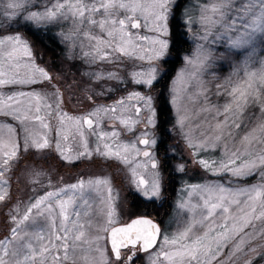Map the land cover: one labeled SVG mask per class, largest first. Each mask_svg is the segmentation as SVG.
Here are the masks:
<instances>
[{"label":"snow or ice","instance_id":"6c2138e0","mask_svg":"<svg viewBox=\"0 0 264 264\" xmlns=\"http://www.w3.org/2000/svg\"><path fill=\"white\" fill-rule=\"evenodd\" d=\"M39 3L40 0H7L2 12L9 21L7 27L11 28L14 22L27 30L29 26L39 27L71 20L77 34L94 41V50L83 53L89 58L88 63L122 65L125 60H140L149 64L147 69L132 71L127 80L118 72L107 75L94 73L91 78L97 82L107 79L117 84L131 83L150 92L159 80L168 75L163 69L172 62L170 45L162 37L169 34L168 21L175 18V9L179 7L176 0H55L43 5L42 9L38 7ZM200 22L204 34L197 38L205 43L197 44L194 53L184 57L185 63L194 65L197 70L188 73L182 69L172 81L171 103L179 117L177 124L182 130L185 128L187 117L179 115L183 93L192 81L200 82L199 94H203L208 104L201 109L208 113L201 122L215 121V124L209 123L207 131L201 133L203 139L199 141L193 142L192 137L185 134L193 155L213 175L228 174L237 179L259 176L260 182L236 188L222 183L190 185L188 195H199L202 203L181 201L178 204L179 210L191 212L192 216L183 220L176 232L164 233L152 220L137 218L125 227L111 229L110 253L106 246L102 248L99 244L101 240L108 239L101 235L108 232L107 227L101 226L94 238L89 237L85 224L78 219L80 212L75 213L77 219L70 221L68 207L73 203L72 197L66 200L60 198L61 191L66 189L45 191L29 197L22 216L18 212H9L11 227L9 236L0 240V264H50L49 257L52 264H59L61 252L64 261L71 259L72 264H78L79 259L84 264H135L139 252H148L150 257H155L151 264H160L161 261L167 264H237L241 255L244 257L243 264L264 260V242L253 243L258 237L264 239V0H209L201 6ZM192 24L193 19L188 16L185 26L191 30ZM85 26L98 29L99 34L83 31ZM0 27L5 25L0 24ZM134 29H145L157 35H141L139 31L133 32ZM211 36H215V39L210 40ZM222 39L225 40V50L220 52L213 46ZM258 49L261 50L260 59H257ZM0 55L4 57L3 64H0V86L32 85L44 81L51 83L52 77L35 64L31 45L19 31L0 37ZM23 57H27V63ZM217 60L229 63L233 68L223 83L216 84L215 95L224 98L223 105L213 104L208 90L203 87L202 77L216 66ZM257 63L259 70L253 67ZM21 68L27 69L30 74L21 75ZM53 87L55 92L52 95L56 97L54 104L35 90L6 96L0 94V114L10 116L19 123V127L0 125L9 134L7 142L0 141V177L18 167L21 153L51 149L52 142L47 132H34L28 127V124L39 122L41 128L51 130V124L41 115L42 108L46 110L47 117L59 122L60 126L55 130V150L61 160L69 163L73 159L91 160L95 154L104 160L114 159L129 165V156L132 153L140 154L141 150L135 143L118 142L115 147L107 143L106 138L118 139L120 133L115 129L103 131L100 117L111 113L113 120H118L131 132L136 124L142 122L139 117L146 110V124L154 127L155 109L150 94L134 89L112 105L97 104L86 116L74 118L62 110L63 93L59 87ZM110 91L111 87H106L99 95H106ZM88 99L96 103L94 95H89ZM32 100L36 101L35 106ZM132 101L135 103H130ZM129 107L135 109L134 120L125 119L121 112ZM65 121L73 125L74 130L70 135L65 133ZM195 127H199V122ZM213 131L217 133L214 136L211 135ZM86 133L105 141L103 150L99 145L91 149ZM148 135L147 131L142 133L144 138H140L139 143L146 147L154 146L157 141L149 140ZM75 136L80 137L83 151L72 157L67 154L61 139L68 141ZM221 145L224 158L206 160L199 157L200 151H215ZM143 156L151 163L152 169L157 170L154 172L155 178L151 182L143 177L136 180L133 168V183L143 196L150 199L160 197L162 182L158 162L149 151H143ZM178 170L183 171V165H179ZM27 171L30 177L45 175L42 169L34 166ZM30 182H39L43 187L42 180ZM87 185L90 191H98L99 186L108 185L107 196L102 200L107 204V223L112 224L118 194L113 193L107 180L88 181ZM70 188L83 190L85 182L81 180ZM5 199L6 194H0V202ZM88 227H92L90 222ZM94 253L99 255V262Z\"/></svg>","mask_w":264,"mask_h":264},{"label":"rangeland","instance_id":"374dc122","mask_svg":"<svg viewBox=\"0 0 264 264\" xmlns=\"http://www.w3.org/2000/svg\"><path fill=\"white\" fill-rule=\"evenodd\" d=\"M180 0H176V3H178ZM45 1H42L41 3V9L43 7ZM50 3L53 2V0H49ZM209 0H189V2L183 6L181 4L180 8L178 9L177 13H180L181 21L185 23V20L188 18V16H191L193 19V24L191 26V30L184 25L183 30L186 32L185 36V44L187 45V51L186 52H181L180 56H178V63L176 66L171 67V72L169 76L166 78V89H167V115H168V121H169V127H168V132H169V144L166 146L165 150L169 152L170 157L172 160H170L169 164L170 167L172 168V176H173V181H178L177 185V190L174 193L173 197L171 196V193L168 197H166L165 200H169V203H172V211L166 216L164 219V226L162 229V232L167 233V234H172L177 231L178 226L182 225L183 220L188 219L192 216L191 212L187 211H181L178 209V204L181 201H186L189 204L193 203H202L200 200L199 195L193 194L191 197L188 195V193L191 191L190 185L194 184H224L225 186L229 187H248L251 186L248 183L249 179H237L235 177H231L228 174H223V175H213L212 172L206 171L199 163H198V157H195L193 155V150L188 146V141L185 139V134L189 135L192 137L193 142L199 141L203 139L201 136L202 132L207 131L209 128V123L215 124V121H210L208 123H203L201 122L203 117L207 116L208 113H204L201 111L202 108L207 107L208 104L207 102L204 101L203 94L200 93V82L198 81H192V83L187 87V91L183 93V99L180 102V113L179 115L187 117L185 120V128L182 130L178 124V114L176 111V108L172 105L171 99H172V81L175 79L177 76V73L180 72L182 69L186 70L188 73H194L196 72V67L194 65H188L185 63L184 57L185 56H191L196 48L197 44L200 43H205L204 41L198 39L197 37L203 35V28L201 27V22H200V11H201V6L203 4L208 3ZM68 23L64 24V29L68 30L69 32L63 31V35L66 33L72 34L74 33V36H69L66 34V37L68 39H64L65 36L62 37L63 40H67L73 45L72 38L74 39V42L77 40L78 42V47L79 51L78 53L80 55H83L84 51H93V44L94 41H90L86 39L82 34L78 36V34L74 31L73 28V23L71 20L65 21L62 23ZM60 24H56L57 26H60ZM169 24V21H168ZM15 25V24H14ZM16 29H18V26L16 25ZM169 27V26H168ZM1 29V28H0ZM6 31V30H2ZM18 31V30H16ZM83 31H92L96 34H99V30L93 28L92 26H85L83 28ZM133 32L139 31L141 35H146V36H156L157 34L154 32L146 31L145 29H139V30H132ZM14 31L11 30L10 33H1L0 32V37H3L8 34H14ZM21 33V31H19ZM16 33V32H15ZM81 38V40L79 39ZM163 39L168 40V35L165 37H162ZM210 40L215 39V36L209 37ZM226 39V37H225ZM225 43V40L222 39L220 41H217V43L213 46L215 47L218 51L222 52L224 51L223 44ZM76 44V43H75ZM84 50V51H83ZM88 51V52H89ZM78 54V55H79ZM261 58V50L258 49L257 51V59ZM89 58H85L83 66L87 62ZM4 57L3 55H0V64H3ZM23 61L26 63L27 62V57H23ZM35 64L38 65L40 68L43 69H51L56 68V70L51 71L50 76L52 77L51 83L48 81H44L43 83H36L32 84L33 86L35 85V88L32 85H3L0 86V94L2 95H7L10 93L14 92H19V91H30V90H35L36 92L40 93L41 96H47L48 102L50 103H55L56 97L52 95V93L55 92V88L53 85L59 87L60 91L63 93V106L62 110L66 113H68L72 117H83L86 116L90 111H92L97 104L100 105H112L115 101L121 99L122 97H126L129 92L133 91L134 89H139L143 91L146 94H150L153 98L156 96L155 89H152L150 92H148L147 89H142L140 86H136L134 84L128 83L127 85L125 84H117L115 81L112 80H101L97 82L96 80L92 78H87L84 80L78 79L75 80V84L73 81L69 80V83H66V79H75V76L70 74V71L72 68H75V65L70 64V62H73L74 59H72L69 56H60L58 57L57 60H53V62L50 59L47 58H40L36 59L34 57ZM69 63V64H67ZM90 64V63H88ZM93 65V71L94 73H103L107 75L109 72H118L122 77H124L126 80L129 79V74L132 71H139L141 68L147 69L149 67V64L146 61H140V60H135V61H127L125 60L124 63L121 64H114V63H108V62H97V63H91ZM135 65V67H134ZM253 67L256 70H259V63L253 65ZM87 68L91 69V66L89 65ZM78 69V68H77ZM20 70H24V68H21ZM233 71L232 66L229 63H226L223 60H217L216 61V66L210 70L209 73H205L204 76L202 77L203 79V87L208 90V95L211 97V102L213 104L219 103L220 105H223L224 103V98L223 97H217L215 95L216 93V84L217 82L223 83L225 78H227ZM26 73V70L23 71ZM93 73V74H94ZM11 75V73H9ZM38 76V74H37ZM106 87H111L112 91L108 92L106 95H99L100 92L104 91ZM177 87L179 88L180 85L178 84ZM125 88V89H124ZM77 89L81 90H86L88 95H94L96 97V103L94 104L91 100L88 99L84 94L78 93ZM124 89L123 92L121 90ZM108 98V99H107ZM27 101V98H24ZM31 103L33 106H35L36 101L32 100ZM130 103H135V101H132ZM156 104V103H155ZM45 117L46 115V110L42 108L41 111ZM123 116L125 119L131 118V119H136L135 116V109L134 108H126L121 110ZM214 112V110H213ZM148 113L147 111H142L140 114L139 119L142 121L139 124L135 125L134 131H128L127 128L121 126L118 122V120H113L112 119V114L108 113L107 115H102L100 117V123H101V129L103 131H112L113 129L117 130L120 135L117 138H106V142L109 144H112L114 147L118 142H123V143H135L137 148L140 149V154L144 150L148 149H153V146L149 147H141V144L139 143L140 138L142 137V133L145 131L148 132V139L152 140L153 139V133L151 131V127L146 124V119H147ZM53 118V117H51ZM55 119V118H53ZM57 120V119H56ZM199 122V127H195V125ZM54 125H58L59 127V122L58 121H53ZM3 124H11L15 127H19V123L16 120H13L10 116L2 115L0 114V125ZM71 122L70 121H65V124L63 125L65 129V133H69L71 130ZM39 122H36L35 124H28V127L34 131V132H47L48 136L54 132L53 127L51 130L43 129L40 127ZM142 126V130L138 133L136 129ZM37 127V128H36ZM56 127V128H57ZM56 130V129H55ZM130 134L131 137L127 138V135ZM217 133L213 131L211 135H216ZM87 139L89 138L88 136H91L86 133ZM95 137V136H92ZM15 139V137H12ZM9 139V134L7 132L6 128H0V141L7 142ZM77 139V141L75 140ZM53 142H55V139L53 138ZM22 143V141H21ZM62 145L65 146L67 154L75 157V154L73 152L69 151V147L72 146L73 144L79 143L82 146V142L79 136H75L72 138V140L68 141H61ZM105 141H99L98 138L96 137L94 139V143L91 149H95L97 145L101 147L103 150ZM83 147V146H82ZM83 151V149H81ZM223 145H221L219 148H217L215 151L212 149H209L208 151H200L199 157L204 158L206 160H220L224 158L223 156ZM153 153V152H152ZM21 154H26V153H21ZM139 155H136L135 153H132V155L129 156V160L131 161V164L125 165L120 163L117 160H104L103 158L96 156L94 154L93 159L88 160V159H73V161H76L73 165L79 167V168H87L88 173L85 174L81 180L85 182V188L83 190L77 188V189H71L70 187H64V186H58L59 190L66 189V191H61V199H68L69 197H72L73 203L69 205L68 207V212L70 214V221L73 219H77L75 216V213L78 211L80 212V216L78 219L80 220L81 223L85 224V232L89 237L94 238L97 229L100 228L101 226L110 228V226L117 224V222H124L127 218L134 216V214L138 212H134L132 210V204L128 201V199L125 196V193H129L135 197H138L140 201L142 202H155L157 197L153 198H148L143 196L141 193H139L136 190V187L133 183V174H132V169L134 168L136 171V176L135 179L139 180L141 177H143L146 181L151 182L155 177H154V172L157 170L152 169L150 165L148 164L149 161L147 158H141ZM37 156L41 154H36ZM0 158H2V152H0ZM60 159V158H59ZM43 160H48L51 162L50 166L55 167V163L58 162L59 164L61 163H67L71 164L68 161L64 160H57L55 158L47 157L43 158ZM78 161H83V163L80 165ZM21 162V161H20ZM19 162V164H20ZM61 162V163H60ZM158 162V161H157ZM72 164L68 167H72L70 169V172H72L76 167L72 166ZM37 165V163H35ZM139 165V166H137ZM183 165L184 170L179 171L178 166ZM39 166V165H37ZM38 169V167H36ZM13 169L10 171L6 172L3 177H0V194H6L7 197V192L9 190H12L11 196L14 195V193L19 191L20 188V195L17 197V201L21 202L24 205V208L22 212L20 213V216L24 214L26 204L28 202L29 197L31 196H36V195H41L43 194L46 189L41 187L40 183H31L30 180H42L43 185L46 184L45 186L47 187L48 184L54 182L53 178H48L46 180L44 176L40 177H35V176H29V172L27 171L28 168H25L24 171V166L19 170V174L21 173L22 176L20 179H8L7 174L9 172H12ZM44 170V169H42ZM158 170L160 172V168L158 166ZM24 171V173H23ZM14 174V172H12ZM62 175V184L63 182L64 185H78L79 182L81 181L79 178V175ZM15 176V175H14ZM161 177V182H162V189L165 187L166 183L163 181L165 176L164 174L160 173ZM97 179L100 180H107L109 181V184L113 190L114 194H118V198L115 200V214L113 216L114 222L112 224H108L107 220V204L104 200H102V197L107 196V187L108 185H101L99 186L98 191H90L88 189L87 182L88 181H95ZM6 180L7 183H3V181ZM66 180V181H65ZM18 183H21L20 187H18ZM58 184V183H56ZM22 187V188H21ZM27 187L29 190L23 188ZM64 187V188H63ZM35 189V191H33ZM163 190L161 196H167ZM164 199V198H161ZM87 200L88 203L85 204L84 201ZM157 200V202H159ZM18 212L17 207L15 206L14 213L16 214ZM179 212V214H178ZM87 213V215H85ZM142 214V213H140ZM3 216H5L2 213ZM89 222L91 223L92 227L89 228ZM59 223V221H58ZM10 226V225H9ZM68 226H71V223L69 222ZM8 228L5 229V224L3 223L0 225V234L2 233V237L0 240H4L6 237L9 236V231L7 230ZM6 233V234H5ZM101 235H104L102 232ZM100 246L102 247V240L99 242ZM84 247H88L87 245H84ZM0 255H2V250H0ZM54 255V254H53ZM143 259V262L145 264H151L152 259H155V257H150L149 253L145 255L140 256ZM242 255L240 257V260L237 262L239 264L242 260ZM244 258V257H243ZM50 264H52L51 257H49ZM65 261L63 259V254L61 252V259L59 264H63ZM39 264V262H37ZM160 264H167L165 261H161Z\"/></svg>","mask_w":264,"mask_h":264},{"label":"trees","instance_id":"16d2710c","mask_svg":"<svg viewBox=\"0 0 264 264\" xmlns=\"http://www.w3.org/2000/svg\"><path fill=\"white\" fill-rule=\"evenodd\" d=\"M42 1H45L43 5L51 4L49 2V0H40L38 7H41ZM6 2H7V0H0V24L5 25V27H0L1 33H10L11 30L14 31L13 33L17 32L16 30L21 31V34L23 35V37L30 43L31 50L33 52V57H35L36 59H40L42 57V58L50 59L53 62V60H57L58 57L63 56L65 54H67L69 57L74 59V61L71 63L73 65H75V68L71 69L70 74L75 76V79H66L65 80L66 83H69V80H71L75 84V80L82 79L85 82V79L91 78L92 74L94 73L93 68H92L93 65L88 64V62H86L85 65H87V66H83V64H84L83 60L86 57L84 55H80L78 53L79 48L77 51V45L75 44L74 39L73 38L71 39L73 42V45L70 42H68L67 40L62 39L63 32L61 31V29H62L64 24H68L67 22L62 23L59 27H57L56 24H45V25H40L39 27L29 26L27 28V30H25L23 26H20V27H18V29H16L17 28L16 24L14 22H12V27L8 28L7 24L9 23V21L6 20L4 15L2 14L3 5ZM54 2H55V0H53L52 3H54ZM188 2H189V0H180L178 2L179 7L175 9V13H174L175 18L169 19L168 41H169V45H170V56L172 57L170 59H172L171 60L172 62L165 65L166 69L164 71H167V73H168L167 77L169 76V74L171 72V67L177 65L178 56H180V53L182 51L186 52L188 49L187 45L185 44L186 32L183 30L185 23L180 20L181 19L180 13H177L181 4H183V6L185 7V5ZM74 27L75 26L73 25V28ZM2 30H6V31H2ZM66 34H68L69 36H74V33H72V34L66 33ZM66 34H65V36H66ZM84 52H88V51H84ZM67 64H69V63H67ZM89 65L91 66V69L87 68ZM53 70H56V68L51 69V71H53ZM166 78L159 80L153 88V89H155V92H156V96H155V98H153V107L155 109V117H154L155 126L151 127V131L153 133L152 134L154 137L153 139H155L157 141V143L155 144L157 146V149H155L157 153L160 152V146L161 145L163 147H166L169 144L168 143L169 121H168V115H167L168 103H167V98H166V94H167V89H166V85H167L166 80L167 79ZM33 87L35 88V85ZM124 89H122L121 92H123ZM77 92L84 94L86 97H89L86 90L77 89ZM48 98L49 97H47V99ZM42 114L43 113L41 112V115ZM53 121H58V120L53 119L51 117H46V122H49L51 124V126L53 127V131H54L48 136V138L52 142L51 143V149H45L42 152H37L36 150H32L31 152H27L26 154H21L20 164L18 165V167L13 168L12 172H14V174L12 172H9L7 174L8 179H15V178L20 179L22 174L21 173L19 174V170L23 166H24V171H25V168L29 169L30 167L34 166L35 168L38 167V169H44L43 171H44L45 175H43V176L46 180H48V178L54 179V182L48 184L47 187L45 186L46 184H44L43 188H45L46 191H58L59 190L58 186H64V187L69 188L72 184L71 183L69 185H64L65 182H63V184H62V181H61L62 175H66L65 173H67V175H79L80 180L85 174L88 173L87 168H79V167L73 165L76 161H72V163H73V164L71 163L72 166H75L76 168L72 172H70V169H72V167H70V168H68V167L71 164L61 163V162H60L61 164H59L58 162H56L54 164L55 167H51L50 166L51 162H49L48 160H43V158H45V156L60 160L59 155L57 154V152L55 150V142H53V138L56 140L55 129L58 125H54ZM38 127H40V126H38ZM71 127H72L71 130H74L73 125H71ZM136 130L139 133L140 130H142V126ZM71 132L72 131H69V133H71ZM88 137H89L88 138L89 147L92 148L93 143H94V139L96 137H92V136H88ZM129 137H131L130 134L127 135V138H129ZM69 140L71 141L72 138H70ZM75 140L77 141V139H75ZM61 141H63V139H61ZM64 148H65V146H64ZM81 149H83V147L79 143L73 144L72 146L69 147V151L73 152L75 154V156L77 153L81 152ZM36 154H41V155L37 156ZM162 155L164 156L162 159V164H163V168H164L163 169L164 171L161 170L162 174H164V176H166L168 173H170L168 175V177H169L170 183L172 184L173 183L172 168L170 167V164H169L170 160H172V159H171L168 151H164L162 153ZM79 160H81V159H79ZM35 163H37V165H39V166L35 165ZM78 163L81 165L83 163V161H78ZM24 171H23V173H24ZM248 179H249V181L247 184H249V185H255V184H258L260 182L259 176L249 177ZM56 183H58V184H56ZM17 185H18V187H20L21 183H18ZM23 188L29 190L27 187H23ZM11 192H12V190H9L7 192L6 199L3 202H0V225H2L4 223L5 229L8 228L7 229L8 231L11 227V225L9 223V217H8L9 212L12 211L13 214H15L14 209L16 206L18 209V213L20 214L24 208V205L21 203L24 201H21V202L17 201V197L20 195V188H19V191L18 192L16 191L13 196H11ZM164 192L166 194H168L166 197H168L170 195L171 191H170V187L168 184L165 185ZM127 199L132 204V207H130V208H132V210L134 212H138V213L134 214V216L129 217L127 219L133 218L135 216H145V217H149L150 219L155 221V218H159V220L156 222L159 224L161 230L163 229L164 219L166 218V216H168V214L170 213L171 207H172V203H169V200H162L161 199L159 202H157L155 204V202H150V203L142 202L137 197H133V198L129 197ZM160 203H163L164 205L162 204V208H157V205ZM2 213L5 216H3ZM140 213H142V214H140ZM161 214H163V215H161ZM119 223H121V222H117V224H119ZM104 235H105V233H104ZM1 237H2V233L0 234V238ZM259 242H264V239L258 237L256 241H253V243H259ZM105 246L107 248V252L109 253V249H108L106 240H102V248H104ZM93 255L95 256L97 262H99V259H100L99 255L95 254V253ZM140 256H138L139 258L136 259V264H141V262L139 261V260H141ZM243 259L244 258L242 257V260L239 264H243ZM63 264H72V261H71V259H69L67 262H64ZM78 264H84V261L82 259H79ZM255 264H264V260H258L257 259L255 261Z\"/></svg>","mask_w":264,"mask_h":264},{"label":"flooded vegetation","instance_id":"af4514ba","mask_svg":"<svg viewBox=\"0 0 264 264\" xmlns=\"http://www.w3.org/2000/svg\"><path fill=\"white\" fill-rule=\"evenodd\" d=\"M170 58H172L171 56H170ZM172 60V59H171ZM166 68L164 67V69L163 70H165ZM167 77V76H166ZM160 139V138H159ZM145 145H142L141 144V147H144ZM153 148H155V149H157V146L155 145V146H153ZM165 148L166 147H163L162 145L160 146V152L159 153H157L156 152V150H155V153L151 150V149H146V151H149V152H153V154H154V158L158 161V163L160 162V169L161 170H163L164 168H163V164H162V159H163V155H162V153H163V150H165ZM165 167V166H164ZM164 171V170H163ZM170 173H168L166 176H165V178H164V182L166 183V184H168L169 185V187H170V191H171V196L170 197H173L174 196V193H175V191L177 190V185H178V181H175V183H174V181H173V183L171 184L170 183V181H169V177H168V175H169ZM163 191H164V188L162 189ZM125 196H126V198H133V197H135V196H133V195H131V194H129V193H125ZM138 198V197H137ZM161 198H164V199H162V200H165L166 199V196L164 197V196H160V197H158V200L160 199L161 200ZM157 203V201L155 202V204ZM162 204L163 203H160V204H158L157 205V208H162ZM164 205V204H163ZM165 214V213H164ZM161 215H163V214H161ZM154 216V215H153ZM159 220V218H155V221H158ZM123 251H126V250H123ZM152 250H150V252H151ZM148 253V252H147ZM146 252H144V253H138V256H140V255H145V254H147ZM140 262H141V264H145L144 262H143V259L141 258V260H139ZM135 264H136V261H135Z\"/></svg>","mask_w":264,"mask_h":264},{"label":"water","instance_id":"95a60500","mask_svg":"<svg viewBox=\"0 0 264 264\" xmlns=\"http://www.w3.org/2000/svg\"><path fill=\"white\" fill-rule=\"evenodd\" d=\"M137 218H147V219H150V218H148V217H134V218L130 219L127 223L113 226V227H111V228L108 230V232L106 233V236L108 237V239L106 240V243H107V246H108V249H109V253L111 252V242H110V241H111V235H110L111 229H112V228L125 227V226H127L129 223H131L132 220L137 219ZM150 220H151V219H150ZM152 221H153V220H152ZM153 222H155V221H153ZM155 223H156V222H155ZM156 224H157V223H156ZM157 225H158V224H157ZM122 250H124V249H122ZM150 250H151V249H150ZM140 253H144V252H140Z\"/></svg>","mask_w":264,"mask_h":264}]
</instances>
